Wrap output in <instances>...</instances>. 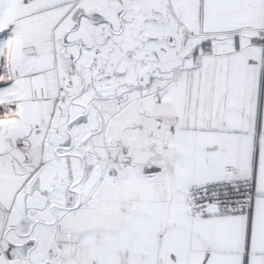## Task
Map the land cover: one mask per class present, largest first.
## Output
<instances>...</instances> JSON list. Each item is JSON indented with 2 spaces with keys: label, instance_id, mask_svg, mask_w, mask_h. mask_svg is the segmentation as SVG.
Instances as JSON below:
<instances>
[{
  "label": "snow or ice",
  "instance_id": "1",
  "mask_svg": "<svg viewBox=\"0 0 264 264\" xmlns=\"http://www.w3.org/2000/svg\"><path fill=\"white\" fill-rule=\"evenodd\" d=\"M0 264H264V0H0Z\"/></svg>",
  "mask_w": 264,
  "mask_h": 264
}]
</instances>
